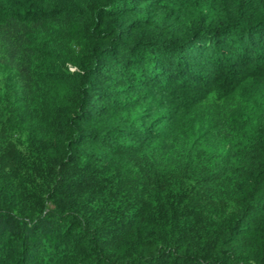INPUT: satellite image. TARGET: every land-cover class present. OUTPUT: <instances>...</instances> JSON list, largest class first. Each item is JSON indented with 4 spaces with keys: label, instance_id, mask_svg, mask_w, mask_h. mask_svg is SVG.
Masks as SVG:
<instances>
[{
    "label": "trees",
    "instance_id": "obj_1",
    "mask_svg": "<svg viewBox=\"0 0 264 264\" xmlns=\"http://www.w3.org/2000/svg\"><path fill=\"white\" fill-rule=\"evenodd\" d=\"M0 264H264V0H0Z\"/></svg>",
    "mask_w": 264,
    "mask_h": 264
},
{
    "label": "rangeland",
    "instance_id": "obj_2",
    "mask_svg": "<svg viewBox=\"0 0 264 264\" xmlns=\"http://www.w3.org/2000/svg\"><path fill=\"white\" fill-rule=\"evenodd\" d=\"M201 66H202L203 71H205L206 70L205 65H201Z\"/></svg>",
    "mask_w": 264,
    "mask_h": 264
}]
</instances>
